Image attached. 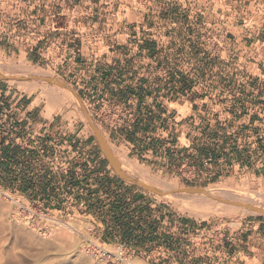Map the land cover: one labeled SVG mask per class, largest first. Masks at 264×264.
I'll return each instance as SVG.
<instances>
[{"label":"rangeland","instance_id":"1","mask_svg":"<svg viewBox=\"0 0 264 264\" xmlns=\"http://www.w3.org/2000/svg\"><path fill=\"white\" fill-rule=\"evenodd\" d=\"M33 1L0 0V75L19 69L17 63L6 57V47L12 49L14 44L18 46L36 38L35 26H32L35 19L30 17L34 12L28 7ZM40 1H47L49 6L58 9L55 3L63 0ZM104 1L64 0V3L71 7L108 6ZM108 2L135 8L132 19L140 22L139 29L123 32L135 36V44L142 38L151 40L136 53L133 65L138 62L137 68L146 69L145 74L148 73V77L137 76L136 83L144 79L155 86L170 80L184 90L192 86L201 88L210 94L212 104L224 105V110L216 111L215 117L227 113L242 119L244 114H256L255 91L264 97V77L254 75L257 69H264V0ZM94 13L82 14L80 21L85 25L88 21H98L97 8ZM100 14L101 20L109 17L103 12ZM115 18L116 24H122L120 29L132 27L123 23L131 19L129 14L127 17L117 14ZM142 26L146 28L142 29ZM89 31L81 29L77 33L85 36L101 29ZM23 69L22 78L30 76L26 68ZM49 86L55 92L67 93L55 80ZM235 93L239 94L235 97ZM73 99L76 98L70 96L71 102ZM226 103H229L228 108ZM230 104L238 108L240 104L247 112L243 114L241 110L237 114V111H231ZM186 106L178 107L181 114L187 110ZM241 126L242 123L206 127H214L219 133L224 129L226 135L234 129V133L231 132L235 136L230 139L244 136L247 144L254 126L245 129ZM262 129L264 131V126ZM102 144L111 162L124 172L130 170L141 177L145 173L144 167L125 157L117 163L108 146L103 141ZM243 160L249 170L226 173L228 177L211 184L201 183L195 188H172L161 178L149 175L150 192L161 201L167 215H174L165 226L170 232H176L177 244L174 246L176 251H166L156 245L147 252L141 247L124 249L119 243L105 241L104 226L99 219L86 211L75 194L60 187L64 169L59 166L54 169L49 162L38 163L32 158L29 176H35V190L22 189L27 182L23 173L16 181L5 173L0 175V264H264L263 248L257 250L237 243L231 248L227 246L237 240L242 229L251 227L253 220L264 218V178L259 172L253 174L250 170L253 164L250 157ZM12 168L19 171V167ZM44 170L53 171L54 175L51 179L54 190H48V196H44L39 188L44 180L39 179L43 178ZM66 197L71 199L66 201ZM100 247L109 253L103 254ZM238 250L240 254L236 253Z\"/></svg>","mask_w":264,"mask_h":264},{"label":"crops","instance_id":"2","mask_svg":"<svg viewBox=\"0 0 264 264\" xmlns=\"http://www.w3.org/2000/svg\"><path fill=\"white\" fill-rule=\"evenodd\" d=\"M108 1L112 0H105L103 3L108 4L105 7H71L64 0L55 3L58 9L40 0L28 6L34 12L30 17L35 19L32 26H35L36 38L5 49L6 57L17 63L19 69L0 75L1 144L25 149L38 163L47 161L54 169L62 167L64 173L75 167V188L79 190L90 184L93 177L115 178L122 190L129 191L128 196L138 198V204L148 203L150 208H155L154 219L162 215V225H166V219H174V215L168 211L167 215L161 201L150 192L149 175L161 178L172 188H195L201 183L211 184L228 177L226 173L245 172L248 167L243 159L250 157L253 162L250 170L264 178V97L258 96V90L254 96L255 115H245L247 109L240 104L239 108L230 104L231 111L237 114L243 111L244 117L237 119L227 113L213 116L218 110L222 112L224 105L212 104L210 94L201 88L192 86L184 90L170 80L155 86L144 79L136 83L137 76L148 77L146 69L137 68L138 62L133 65L136 53L151 40L142 38L135 44V36L123 33L139 29L140 22L132 19L135 8L114 6ZM99 3L101 5V1ZM96 8L98 21H88L86 25L80 21L82 14H96ZM102 12L109 15L106 20H101ZM117 14L126 17L129 14L131 19L123 23L132 27L120 29L122 24L115 23ZM93 28L101 31L85 36L77 33L81 29L93 31ZM23 68L30 76L22 78ZM257 70L254 75L264 77V69ZM53 80L67 93L55 92L49 86ZM235 94L236 97L239 93ZM70 96L76 99L71 102ZM105 101L120 105L118 114L124 116L125 128L105 125L101 115V104ZM181 105H187L184 114L178 109ZM225 105L229 107V103ZM237 123H242L244 129L254 126V133L248 131L249 145L244 136L230 139L235 136L231 132L234 133V129L227 136L224 129L219 133L214 127H206ZM102 141L117 163L125 157L144 167L142 177L130 170L124 172L112 163ZM61 181L60 187H63L65 180ZM103 196L105 193L101 190L99 197ZM80 204L84 205L83 199ZM251 224L227 246L231 248L237 243L264 250V218L253 220ZM173 233L176 237V232ZM113 241L119 243L118 239Z\"/></svg>","mask_w":264,"mask_h":264},{"label":"trees","instance_id":"3","mask_svg":"<svg viewBox=\"0 0 264 264\" xmlns=\"http://www.w3.org/2000/svg\"><path fill=\"white\" fill-rule=\"evenodd\" d=\"M2 142L0 141V175L5 173L11 177V180L16 181L17 176L23 173L27 182L22 189L31 188V190H35L33 179L35 176H32V174L29 176L31 159L34 155L26 154L25 149L21 150L16 145H3L1 144ZM12 166L19 167V171L15 172ZM75 171L76 168L74 167V169L71 168L65 174H62L61 177L65 180L63 187H67L68 192L75 194V197L80 201L83 199L86 211L97 217L103 224V239L105 241L118 239L119 244L135 248L141 247L147 251L156 245L168 250L175 248L176 238H174V233L170 232V229H167L165 225H162V221H164L162 215L154 219L155 208H150L148 203L138 204V198L128 196L129 191L127 189L122 190L118 185V180L113 177L105 176L103 179L93 177L90 184L79 190L80 188H75ZM53 176L52 172L44 170L43 178L38 177L40 180L44 179L39 184L44 196L50 194L48 190H54L51 181ZM46 177L48 178L46 179ZM101 190L105 193L102 198L99 197ZM166 220L171 221L169 219ZM162 226L165 227L162 228Z\"/></svg>","mask_w":264,"mask_h":264},{"label":"built area","instance_id":"4","mask_svg":"<svg viewBox=\"0 0 264 264\" xmlns=\"http://www.w3.org/2000/svg\"><path fill=\"white\" fill-rule=\"evenodd\" d=\"M105 104H101V107H102V117L104 119V122H105V125L107 127H110V128H125L127 125L124 121V116L123 115H119V106L117 103H112V102H107L105 101L104 102ZM199 173V172H198ZM192 176H194V172L191 173ZM231 225V223L229 224ZM229 228V226H228ZM120 245V247H123L124 249H130V248H133L132 246H129V245H125V244H118ZM100 251H102L103 254L105 253H109L105 248H102L100 247Z\"/></svg>","mask_w":264,"mask_h":264},{"label":"bare ground","instance_id":"5","mask_svg":"<svg viewBox=\"0 0 264 264\" xmlns=\"http://www.w3.org/2000/svg\"><path fill=\"white\" fill-rule=\"evenodd\" d=\"M57 95H58V93H57ZM60 96V95H59ZM55 98V97H54ZM54 98L52 97V99H53V101H54ZM58 99H59V97H58ZM57 99V100H58ZM61 103V102H60ZM224 191H227L228 192V190H224ZM221 193V192H220ZM259 195V194H258ZM262 195H263V193H262ZM264 196V195H263ZM65 239H68V238H65Z\"/></svg>","mask_w":264,"mask_h":264}]
</instances>
